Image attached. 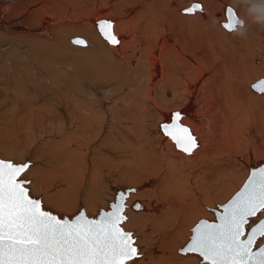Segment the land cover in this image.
Returning a JSON list of instances; mask_svg holds the SVG:
<instances>
[{"label": "bare ground", "instance_id": "6f19581e", "mask_svg": "<svg viewBox=\"0 0 264 264\" xmlns=\"http://www.w3.org/2000/svg\"><path fill=\"white\" fill-rule=\"evenodd\" d=\"M20 1L17 5L14 0H0V27L14 31L19 39L12 45L19 52L24 49L20 39L30 36L26 51L19 54L26 64L33 63L38 70L55 56L56 48L44 47L38 35L50 36L59 20L75 22L58 27L84 34L89 46L73 49L90 53L86 65L95 62L81 71L84 90L79 89L85 101L76 98L79 84L70 86L76 92L67 89L63 106L69 125L55 117L46 129L37 127L46 131L44 135L60 137L62 143L50 139L42 145L46 137H34L38 130L26 136L25 141L31 136L24 142L29 150L40 144L33 154L47 148L52 156L53 147L64 151L53 165L48 166L49 155L31 169L32 194L42 196L45 206L58 215L71 217L83 210L96 217L119 195L117 191L135 189L127 194L128 220L123 226L137 240L141 255L136 264H199L196 257L179 252L193 223L214 220V203L229 196L233 182H244L250 165L264 160V94L250 87L264 77V0H197L203 11L194 15L180 12L190 0ZM225 4L235 6L243 21V27L231 33L219 25L225 19ZM92 10H98L94 18ZM99 20L114 21L118 46L103 44L95 32ZM19 56L18 65L33 78L35 72ZM8 63L11 75L16 74L12 72L17 68ZM5 68L0 63L1 74ZM58 74L67 79L61 82L67 88L68 75ZM20 75L17 72L24 80ZM32 78L29 83L38 81ZM55 78L49 84L58 90ZM116 112L127 124L113 127ZM174 112L181 113L180 122L197 138L198 148L191 155L176 149L162 134L161 123L170 122ZM27 119L33 121L28 115ZM106 124L116 129L101 136ZM85 139L86 145L100 141L82 154L78 149ZM2 148L6 155L13 153L5 144H0ZM28 151L20 153L21 160H29ZM110 153L118 159L111 160ZM135 203L140 210L133 207Z\"/></svg>", "mask_w": 264, "mask_h": 264}, {"label": "snow or ice", "instance_id": "6c2138e0", "mask_svg": "<svg viewBox=\"0 0 264 264\" xmlns=\"http://www.w3.org/2000/svg\"><path fill=\"white\" fill-rule=\"evenodd\" d=\"M202 11L199 2L182 9L184 15ZM224 16L221 26L227 32L243 27L231 6L225 7ZM96 28L108 45H119L112 21L99 20ZM70 42L87 46L80 37ZM250 87L264 94V79ZM180 120L181 113H173L160 128L176 149L191 155L198 148L197 138ZM31 167L27 160L0 158V264H136L141 255L137 240L123 226L128 220L127 193H120L96 217L81 210L68 218L32 194L27 178ZM190 233L179 252L196 257L199 264H264V167L251 172L214 221L201 219Z\"/></svg>", "mask_w": 264, "mask_h": 264}, {"label": "rangeland", "instance_id": "374dc122", "mask_svg": "<svg viewBox=\"0 0 264 264\" xmlns=\"http://www.w3.org/2000/svg\"><path fill=\"white\" fill-rule=\"evenodd\" d=\"M194 1L195 0L188 1V4H185V7H188L190 5V3L194 2ZM20 2H21L20 0H17V1L14 0V3L17 4V5ZM196 2H199V1L196 0ZM227 5H229L231 7L233 6L231 4H225V6H227ZM185 7H184V5L182 6V8L180 10L181 13H182V9L185 8ZM233 7L235 8V6H233ZM92 11H93V13L90 14V16H91L90 18H94V16L96 17V14H94V13L97 12L98 10L97 11L96 10H92ZM104 19L112 20L110 18H104ZM224 21H225V19L221 20L219 22L220 23L219 25H220L221 28H223L221 25H222V22H224ZM113 23H114V21H113ZM72 24L75 25V22H73V21L61 22L59 20L58 24L54 25V28L52 29V31L50 30V36L36 34V35L40 36L39 38H42V39H40V42H42L43 44H46V45H44V47L45 46L46 47L47 46H51V47L54 46L56 48V51L54 53L55 56H49L48 57L51 60L48 63H45L44 68H43V66L41 68L38 65L40 67V69H39L38 66L35 64V66L38 68V70H35L36 68L33 66L34 65L33 63L28 62L26 64L25 61H23L22 58L19 56V54L21 55L22 52L26 51V46H25L26 43L25 42H26V39L28 40L30 38V36H28V37L24 36V39L23 38L20 39L21 40L20 42L23 43V46L22 45H20V46H22L24 49L21 50V52H19V49H17V46L12 45V43L16 39H17L16 41H18V39H19V38H17V35L14 34V31L13 32H11V30L5 31L6 30L5 28L0 27V35H1L0 36V38H1L0 42L2 43V44L0 43V46L2 47L0 49V51H1L0 53H3V54L5 53V55L3 56L4 60L3 59L0 60V63L2 65H4V66H7V68H5L6 72L4 74L0 73V144H5L7 146V149L10 150L11 152H13L10 155L7 154L8 155V157H7V155L4 154V148H2V150H0V157L6 158V159H10V160H15L17 162L25 161V158L23 160L20 159L21 158L20 155L21 154H25L26 155V152L29 150V148L26 147L27 143L24 144V142H29V138L31 139V136L29 137V135H28V138H27L28 141H25L26 140V136H27V134L34 133L37 130L40 131V132H38L37 134L35 133L34 137H36V135H39V134L40 135L38 137H40V138L46 137V139H44V140L41 139L42 142H40V143L42 145H43V143L46 140H50V139L53 140V141H56V143H60V142L62 143L61 140L60 141L58 140V139H60V137L55 138V137H52V136L48 135L47 133H46L47 135H44L46 131H44L42 129L39 130V129H37V127L40 126V125H41V128L42 127L43 128L47 127L49 125V123H50V119L51 118H55V117H60V118H58L59 120H61V119L63 120L64 119L66 121V123L69 125L70 119L67 118V114H66V110H65L66 106L65 107L63 106V102L65 101V96H68L67 89H69V91H71L72 93L76 92L75 89L73 87H70V86H75V85L79 84L78 85V91L76 92V93H78L76 95V98L78 100L85 101L84 100L85 98L83 97L84 94H82V90H84V84H81V79L84 76L82 75L81 71H82V69L84 67H94L95 62L92 60L91 64L86 65V61H87L86 60V56L89 55L90 53L76 52V50L73 49V47L76 46V45H73L70 42V39H68L69 38L68 35L71 36V37L80 36V37L84 38L85 41H87V46L86 47H88L90 43H89L88 39L85 37V35L82 34L81 32L80 33L79 32H76V33L73 32L74 33L73 34V33H69V32H71L69 29H65L64 28V27L68 28L67 26H71ZM58 26H64V27L60 28ZM56 30H59V31H56ZM9 32H10V34L11 33L12 34L10 35ZM95 32L98 35V37L101 39L103 44L104 45H108L102 39V37L98 34V31H97L96 28H95ZM6 33H8V34H6ZM54 33L56 35H58V38H55V34ZM58 33H60V34H58ZM23 34H26V33H23ZM11 36H13V37H11ZM39 38H37V39L39 40ZM62 38L65 39V40H63ZM43 39H45V40H43ZM22 40H24V41H22ZM3 43H6V44H3ZM62 47H63V49H62ZM78 47H82V46H78ZM54 54H50V55H54ZM17 56L20 57L21 61H23L26 66L30 67L35 72V74L33 73V78L31 76L32 73L31 74H29V73L26 74L25 70L21 69L23 67V65H18V62H17L18 60H16ZM254 60H255L256 63L260 62V60L257 59V58H255ZM6 61L7 62L10 61L11 62V66L12 67L14 66V67L17 68L18 71L17 70L15 71V69H14L13 72H12V74H14V72L16 73V74H14V75H16L15 77H14V75H11V73L9 71L10 68H8L9 67V63L7 64ZM51 62H55V64L53 65V63H51ZM31 64H33V65H31ZM56 64H59V67L55 66ZM51 68H53V69H51ZM62 71L65 72L68 75V82L67 83L68 84L70 83V85L67 88L61 86V82L63 81L65 83L64 80H67L64 77H61L59 79V74L58 73H60ZM17 72H19V74L22 75L24 80L21 77L20 78L17 77ZM36 74H38V75L36 76ZM57 74H58V76H56ZM50 75H52V76H50ZM34 76H35V78H34ZM42 76H43V79H41ZM55 76H56V78H55ZM36 77L38 78V81H35V80L32 81L31 80V83H29V81H28L29 78L36 79ZM45 77H47V78L49 77L48 78L49 81ZM50 78H52V80H53V78H55V83L58 84V87H57L58 90L54 89L53 88L54 86L52 87L49 84V83H51L50 82L51 81ZM261 78H264V77L261 76ZM32 83H34V84H32ZM59 86H60V88H59ZM80 86L82 87V90L79 89ZM36 88H38V89H36ZM72 88L74 90H72ZM87 100H90V98L87 97ZM113 108L116 111L117 108H120V107H113ZM174 110L175 109H173L172 111H174ZM25 113H26V115H25ZM67 113H68V111H67ZM116 114L114 113V118H115L114 119V123H117V124H115V126L113 125V127H116V125L119 126L121 124L124 125V123H125L124 121H126V119L124 118V115L118 114L117 112H116ZM27 115H28V118L33 120L32 122H31V120L29 121V119H27ZM121 116L123 118L122 120H120ZM13 117L20 119V122H22V123L21 124H19V123L16 124L15 120L13 119ZM21 117H23V118H21ZM118 121L120 123H118ZM160 122H163V121H160ZM39 123H41V124H39ZM105 123L106 122H104L103 125ZM125 124H127V123H125ZM111 126L107 127V124L104 127L102 126V129H103L102 132L103 133H101L102 134L101 136H103L108 131H110L113 128ZM116 128H118V127H116ZM116 128H113V129H116ZM28 129H30L31 132H29ZM27 132H29V133H27ZM101 136H100V138H101ZM40 138H37V139H40ZM99 139H98L97 142L94 141L95 143L94 142H92V143L90 142L88 144L89 148L96 147L97 145H95V144H98V142L100 141ZM84 141L85 142L82 143L81 145L79 144L80 147L78 149V150H80V152H82V154L86 153L85 150L88 147V145H86L88 139H85ZM38 145L40 146L39 143L37 145H32V148L30 147V150H29L30 152L28 151L29 153H27L29 155L27 157L29 159L28 161L32 164V168H30V170L27 172V178L28 179H30L31 177L34 179V176H32V172L33 171L31 169H33V167H38V165H39L38 161H41V160L44 161L45 160V162H46L47 161V157L50 158V156H51L50 150H48L47 148L46 149H40V151H38L39 153L37 152V154H33L34 153L33 151L37 149ZM84 145H86V146L84 147ZM90 145L93 146V147H91ZM15 148H16V150H15ZM26 148L28 150H25ZM53 148H54L55 151L52 152L53 154L51 156V158H52L51 163L52 164L49 163L50 165H48V166L53 165V163L56 161L55 159H57V157L64 152L62 150L61 152L58 153V152H56L58 148H56V147H53ZM43 150H44V155H43ZM15 151L18 152L19 155H17V153ZM5 152H6V150H5ZM14 153H16L15 155H17V156L14 155L15 157H12ZM112 154L111 153L109 154L110 157H111V158L110 157L109 158L111 160L112 159L117 160L118 157L115 158L114 153H112ZM32 155L34 156V158H31ZM37 157H38V159H37ZM36 164H37V166H35ZM67 164L68 163H66L65 165H67ZM30 171H31V173H30ZM32 178L30 180H33ZM238 181H236V183L235 182L232 183L231 190L229 191V196L227 198H224L223 200H220V201H217V202L214 203V206H216L215 209H219V205H221L225 201H227L228 198L231 197L234 194V192L242 185V182H240V181L238 182ZM237 183H238V185H236ZM212 215L214 216V219H215L214 211H213ZM196 222H194L193 225Z\"/></svg>", "mask_w": 264, "mask_h": 264}, {"label": "water", "instance_id": "95a60500", "mask_svg": "<svg viewBox=\"0 0 264 264\" xmlns=\"http://www.w3.org/2000/svg\"><path fill=\"white\" fill-rule=\"evenodd\" d=\"M192 3H194V2H192ZM192 3H191V4H192ZM191 4H190V5H191ZM76 37H80V36L71 37V38H70V41H71L73 38H76ZM80 38H82V37H80ZM83 39H84V38H83ZM84 40H85V39H84ZM261 79H264V78H261ZM261 79H259V80H261ZM259 80H257V81H259ZM257 81H256V82H257ZM252 84H253V83H252ZM174 113H176V112H174ZM163 123H166V122H163ZM161 124H162V123H161ZM186 127H187V126H186ZM0 158H2V157H0ZM4 159H6V158H4ZM7 160H10V159H7ZM27 161H28V160H27ZM21 162H23V161H21ZM262 167H264V160L260 161L257 165H254V166L250 165V167H249V173H248L246 179L248 178V176L251 174L252 171H255V170H257V169H259V168H262ZM246 179L244 180V182L246 181ZM244 182L242 183V185L244 184ZM242 185H241V186H240V187L234 192V194H235V193H236V192L242 187ZM119 190H120V189H119ZM128 192H129V188H125V189H123V190L117 191L118 194H120V193H127V194H128ZM234 194H233V195H234ZM233 195H232V196H233ZM232 196H231V197H232ZM231 197H229L228 200H229ZM228 200H227V201H228ZM227 201H225V203H226ZM136 204H137V203H135L134 205H136ZM223 204H224V203H223ZM223 204L219 205V209H214V210H213L215 214H216L218 211L222 210V205H223ZM134 205H133V207H134ZM79 211H81V210H79ZM74 215H75V214H74ZM74 215H73V216H74ZM63 216L68 217L67 215H63ZM73 216H71V217H73ZM71 217H68V218H71ZM199 220H201V219H199ZM199 220H198V221H199ZM206 220H207V219H206ZM214 220H215V219H214ZM214 220H208V221L211 222V221H214ZM185 244H186V243H185ZM185 244H184V245H185ZM179 249H180V248H179Z\"/></svg>", "mask_w": 264, "mask_h": 264}, {"label": "clouds", "instance_id": "9594fccd", "mask_svg": "<svg viewBox=\"0 0 264 264\" xmlns=\"http://www.w3.org/2000/svg\"><path fill=\"white\" fill-rule=\"evenodd\" d=\"M255 22L259 23L261 21L259 19H256ZM240 34L242 35L243 33H240Z\"/></svg>", "mask_w": 264, "mask_h": 264}]
</instances>
